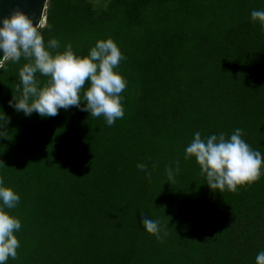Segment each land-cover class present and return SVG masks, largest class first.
I'll use <instances>...</instances> for the list:
<instances>
[{
  "label": "trees",
  "instance_id": "obj_1",
  "mask_svg": "<svg viewBox=\"0 0 264 264\" xmlns=\"http://www.w3.org/2000/svg\"><path fill=\"white\" fill-rule=\"evenodd\" d=\"M253 10L264 0H46L37 28L45 46L60 42L50 51L117 44L124 116L108 126L84 101L27 116L9 104L25 59L0 68V178L20 197L4 210L21 222L7 264H255L264 174L219 193L184 158L196 132L227 139L237 128L264 157V28ZM142 217L160 222L159 239Z\"/></svg>",
  "mask_w": 264,
  "mask_h": 264
},
{
  "label": "clouds",
  "instance_id": "obj_2",
  "mask_svg": "<svg viewBox=\"0 0 264 264\" xmlns=\"http://www.w3.org/2000/svg\"><path fill=\"white\" fill-rule=\"evenodd\" d=\"M45 2L36 24L19 8L0 17V51L3 53L0 68H4L6 61L18 63L21 57L26 61L19 69L17 91L21 92L22 86V92L12 97L10 106L27 116L36 112L41 117H55L60 109L81 108V101H84L81 110L93 117L103 116L107 125L112 126L124 116L121 93L127 81L115 69L125 57L111 38L97 40L86 56L74 54L70 44L62 52L50 51L58 49L60 42L53 38L45 46L37 28L44 23ZM251 19L264 28V11L253 10ZM37 73L47 78L43 86H39ZM242 134V129L237 128L227 139L224 133L202 139L196 132L185 149L184 158L195 159L200 174L206 177L207 186L214 192H236L238 186L250 185L264 174V157L241 138ZM176 165L178 172L179 161ZM137 167L147 172L146 165L138 164ZM166 173L168 180L173 181V169L166 168ZM147 175L150 179V173ZM19 200V195L5 187L0 178V202L3 204L0 207V264H7L9 257L17 258L20 241L14 233L20 230L21 222L4 209L15 208ZM141 223L149 234L160 238L159 221L142 217ZM255 264H264V251L257 254Z\"/></svg>",
  "mask_w": 264,
  "mask_h": 264
},
{
  "label": "water",
  "instance_id": "obj_3",
  "mask_svg": "<svg viewBox=\"0 0 264 264\" xmlns=\"http://www.w3.org/2000/svg\"><path fill=\"white\" fill-rule=\"evenodd\" d=\"M43 2L44 0H0V17L7 16L13 9L19 8L32 19L33 24H36ZM2 56L3 53L0 51V58Z\"/></svg>",
  "mask_w": 264,
  "mask_h": 264
},
{
  "label": "rangeland",
  "instance_id": "obj_4",
  "mask_svg": "<svg viewBox=\"0 0 264 264\" xmlns=\"http://www.w3.org/2000/svg\"><path fill=\"white\" fill-rule=\"evenodd\" d=\"M94 7H104L108 0H89Z\"/></svg>",
  "mask_w": 264,
  "mask_h": 264
}]
</instances>
